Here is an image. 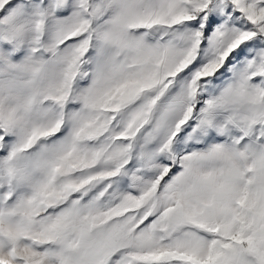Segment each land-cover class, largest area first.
Wrapping results in <instances>:
<instances>
[{"label":"snow or ice","instance_id":"obj_1","mask_svg":"<svg viewBox=\"0 0 264 264\" xmlns=\"http://www.w3.org/2000/svg\"><path fill=\"white\" fill-rule=\"evenodd\" d=\"M0 264H264V0H0Z\"/></svg>","mask_w":264,"mask_h":264}]
</instances>
